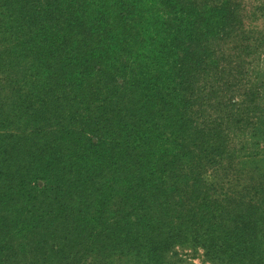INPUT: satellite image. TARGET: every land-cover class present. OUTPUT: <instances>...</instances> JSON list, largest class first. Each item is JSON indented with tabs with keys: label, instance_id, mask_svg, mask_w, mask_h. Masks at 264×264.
I'll return each mask as SVG.
<instances>
[{
	"label": "trees",
	"instance_id": "obj_1",
	"mask_svg": "<svg viewBox=\"0 0 264 264\" xmlns=\"http://www.w3.org/2000/svg\"><path fill=\"white\" fill-rule=\"evenodd\" d=\"M253 2L83 0L63 27L38 21L41 137L0 134V156L32 159L0 161V264H264Z\"/></svg>",
	"mask_w": 264,
	"mask_h": 264
},
{
	"label": "rangeland",
	"instance_id": "obj_2",
	"mask_svg": "<svg viewBox=\"0 0 264 264\" xmlns=\"http://www.w3.org/2000/svg\"><path fill=\"white\" fill-rule=\"evenodd\" d=\"M38 1L40 0H0V61L3 63L0 67V116L1 122L4 123L0 134L9 137L12 150L16 144L13 139L16 137L21 145H28L30 148L36 147L35 144L39 143V134L35 129L37 126L33 117V110L39 107L38 100L33 95V91L37 89L34 73L37 58L34 40L29 35H32L38 21L49 23L51 20H56L59 22L55 24L59 28L63 27L68 16L79 12L83 7V0H41L43 5H38ZM245 3L250 5L248 11L252 5H258L253 0H245ZM252 25L262 30L264 21L257 19ZM254 70L257 79L253 81L248 78L247 81L264 84V54L258 56ZM241 89L244 87L241 86ZM226 90L233 93L234 89ZM12 92L17 94L13 95ZM233 94L237 95V93ZM14 101H20L21 104L15 106ZM46 103L49 107L55 104L49 101ZM12 107H26V109L23 108L20 111L21 115L16 117ZM6 154L0 156V161L6 162L7 167L13 166L15 170L20 171L32 163L30 157L23 159V156L11 152ZM206 178L209 179V175ZM178 252V256L171 258L173 264H209L202 261L203 251H199L195 258L191 251L181 252L179 249Z\"/></svg>",
	"mask_w": 264,
	"mask_h": 264
}]
</instances>
